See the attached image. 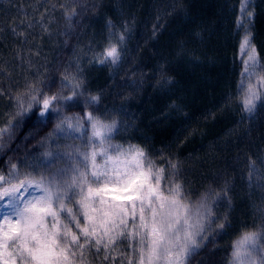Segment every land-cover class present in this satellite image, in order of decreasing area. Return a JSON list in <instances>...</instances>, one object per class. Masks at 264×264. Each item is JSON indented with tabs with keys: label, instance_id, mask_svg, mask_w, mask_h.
<instances>
[{
	"label": "trees",
	"instance_id": "trees-1",
	"mask_svg": "<svg viewBox=\"0 0 264 264\" xmlns=\"http://www.w3.org/2000/svg\"><path fill=\"white\" fill-rule=\"evenodd\" d=\"M245 32L264 78V0H0V128L26 84L58 87L63 74L79 75L84 97L98 95V110L118 120L114 138L144 148L158 167L178 162L193 201L227 188L189 264H229L237 237L264 223V106L249 118L237 97ZM119 33L127 37L120 64L95 63ZM84 110L81 101L63 115ZM35 114L3 138L0 171L23 168L43 151L38 142L56 119L37 130ZM225 216L229 226L220 231ZM129 253L117 242L108 259L93 248L83 264H128Z\"/></svg>",
	"mask_w": 264,
	"mask_h": 264
},
{
	"label": "snow or ice",
	"instance_id": "snow-or-ice-1",
	"mask_svg": "<svg viewBox=\"0 0 264 264\" xmlns=\"http://www.w3.org/2000/svg\"><path fill=\"white\" fill-rule=\"evenodd\" d=\"M66 15L71 18L75 9ZM126 38L124 33L110 38L94 62L118 66ZM240 47L248 53L242 78H251L262 65L250 32ZM82 85L79 75L67 73L58 87L55 80L26 84L15 97V115L0 128L2 149L5 135L10 140L35 108L34 129L45 127L53 114L56 119L38 142L43 151L25 165L32 171H21L16 163L7 173L0 171V264H83L93 248L108 259L123 239L130 241L128 264H189L216 223L215 205L227 188L193 201L179 179L178 162L158 167L139 145L113 143L120 125L98 110V95L84 99L82 115H63L65 109L79 108ZM242 106L249 118L264 106V78L249 85ZM60 141L71 143L62 149ZM228 226L227 216L216 225L220 231ZM262 252L264 224L233 242L229 264H264Z\"/></svg>",
	"mask_w": 264,
	"mask_h": 264
},
{
	"label": "rangeland",
	"instance_id": "rangeland-1",
	"mask_svg": "<svg viewBox=\"0 0 264 264\" xmlns=\"http://www.w3.org/2000/svg\"><path fill=\"white\" fill-rule=\"evenodd\" d=\"M246 2H247V1H246ZM245 33H246V32H245ZM244 35H245V34H244ZM244 35L241 37V39H240V41H239V47H238V48H239V49H238V55H239V60H240V63H241V76H240V80H239V83H238L237 97H238L239 104H240V106L242 107V110H243L242 99H243L244 94H245V92L247 91L249 85L256 86V85L260 82V80L262 79V77H261L260 74H259L258 69L255 71V74H254L251 78H248V77H243V78H242V73H243V71H244V61L247 59V55H248V53H247L246 51H242V50H241V47H240V45H241V40H242V38L244 37ZM107 44H108V43H107ZM107 44H106L104 47H106ZM104 47H103L101 50L97 51L95 58L97 57L98 53L102 52V50L104 49ZM242 79H243V85H244V87L241 89L239 86H240V84H241ZM84 99H85L84 96L80 98V100L82 101L83 104H84ZM88 110H90V109H88ZM243 111H244V110H243ZM65 143H71V141H68V142L60 141V144H61V148H62V149H63V146H64ZM113 143H116V144H122V145H124L125 147L128 146V145H125V144H123V143L117 141L115 138L113 139ZM58 166L62 167L63 165H62V164H58ZM20 170H21V171H32L33 169H31V168H27V167H23V168H20ZM40 172H41V169H39V168L35 169V174H36L37 176H39ZM74 202H75V199L73 200V203H74ZM69 206H71V205H69ZM263 224H264V223H263ZM260 225H261V224H259V225L257 226V228H256L255 230H253V231H258L259 228H260ZM243 233H245V232H243ZM243 233H241V234L237 237L236 240L242 238V234H243ZM206 235H207V234H206ZM206 235H205V238H206ZM204 240H205V239H204ZM236 240H235V241H236ZM119 242L122 243V244H124V243L126 244V243H127V247H128V249H129V251H130V253H129V255H130V254H131V248L129 247L130 241H129L128 239H123V240H121V241H119ZM261 254H264V252H262ZM254 258H255V257H254Z\"/></svg>",
	"mask_w": 264,
	"mask_h": 264
}]
</instances>
